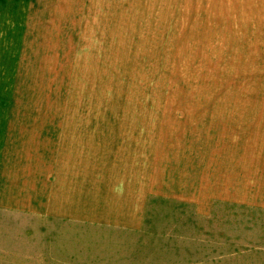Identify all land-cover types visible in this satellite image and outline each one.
<instances>
[{
  "label": "rangeland",
  "instance_id": "374dc122",
  "mask_svg": "<svg viewBox=\"0 0 264 264\" xmlns=\"http://www.w3.org/2000/svg\"><path fill=\"white\" fill-rule=\"evenodd\" d=\"M115 1L0 0V264H264V41Z\"/></svg>",
  "mask_w": 264,
  "mask_h": 264
},
{
  "label": "crops",
  "instance_id": "0c3cea01",
  "mask_svg": "<svg viewBox=\"0 0 264 264\" xmlns=\"http://www.w3.org/2000/svg\"><path fill=\"white\" fill-rule=\"evenodd\" d=\"M119 1V0H118ZM126 2L125 0H122ZM172 1L170 2L169 6L171 8H199L202 11L198 12H183L181 13L183 16H198L202 18L206 16V19L199 21L200 23L206 22L211 23L213 22L215 26V31L221 33H231V34H238V40H254L251 38H261L264 41V0H166ZM116 4L115 0H106V8H114ZM124 4V3H123ZM125 6V4L123 5ZM207 6H214L215 12L208 13L206 9ZM119 7V3L117 4ZM210 16L212 19H208L207 17ZM260 23L263 25L261 29H254V24ZM262 33V36L256 35H249V33ZM247 33V35L241 36L240 34ZM234 40V39H232ZM251 44H248L250 46ZM264 46V44H262ZM58 156V158H57ZM54 158V161L52 159ZM30 159V158H29ZM38 160L40 163L44 162L41 166L43 169L49 168V170L54 169V172L57 174L62 173L63 170V162H62V155H38ZM2 158H0V172H4L3 170L6 169V174L8 168H11L14 161L5 159L6 164H2ZM61 175V174H59ZM258 206L264 207V194L262 199L259 201L257 200Z\"/></svg>",
  "mask_w": 264,
  "mask_h": 264
}]
</instances>
